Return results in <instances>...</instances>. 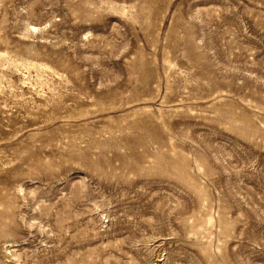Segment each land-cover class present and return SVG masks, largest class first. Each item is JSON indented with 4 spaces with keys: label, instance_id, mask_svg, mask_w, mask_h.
I'll return each mask as SVG.
<instances>
[{
    "label": "rangeland",
    "instance_id": "rangeland-1",
    "mask_svg": "<svg viewBox=\"0 0 264 264\" xmlns=\"http://www.w3.org/2000/svg\"><path fill=\"white\" fill-rule=\"evenodd\" d=\"M0 264H264V0H0Z\"/></svg>",
    "mask_w": 264,
    "mask_h": 264
},
{
    "label": "bare ground",
    "instance_id": "bare-ground-1",
    "mask_svg": "<svg viewBox=\"0 0 264 264\" xmlns=\"http://www.w3.org/2000/svg\"><path fill=\"white\" fill-rule=\"evenodd\" d=\"M29 29H30L31 31H33V32L38 31V29H37L36 27H34V26H29Z\"/></svg>",
    "mask_w": 264,
    "mask_h": 264
}]
</instances>
